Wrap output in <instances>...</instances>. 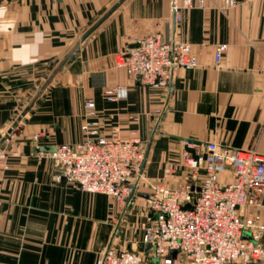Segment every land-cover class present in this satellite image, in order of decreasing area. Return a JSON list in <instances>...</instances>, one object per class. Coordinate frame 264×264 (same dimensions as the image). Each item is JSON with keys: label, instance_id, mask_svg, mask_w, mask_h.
Listing matches in <instances>:
<instances>
[{"label": "crops", "instance_id": "crops-1", "mask_svg": "<svg viewBox=\"0 0 264 264\" xmlns=\"http://www.w3.org/2000/svg\"><path fill=\"white\" fill-rule=\"evenodd\" d=\"M116 1L0 0V138L34 98L14 126L17 135L4 143L16 154L0 175V264H95L109 243L144 250L141 230L135 241L127 228L143 215L144 209L134 212L136 198L119 206L104 193L58 181L52 160L31 154L36 131L47 149L82 139L87 97L94 98L104 131L116 125L127 136L136 129L146 140L142 173L148 180L185 179V173L165 175L164 166L183 148L195 153L209 141L264 154V0H238L227 9L218 7L220 0H206L204 7L176 0V21L171 0H122L35 97ZM148 34L190 42L198 65L176 68L167 88L134 80L116 54ZM221 42L226 48L216 66ZM116 85L125 95L107 100L104 90Z\"/></svg>", "mask_w": 264, "mask_h": 264}, {"label": "built area", "instance_id": "built-area-1", "mask_svg": "<svg viewBox=\"0 0 264 264\" xmlns=\"http://www.w3.org/2000/svg\"><path fill=\"white\" fill-rule=\"evenodd\" d=\"M175 21L180 6L171 0ZM238 0H220L221 9ZM206 0H183L182 6L204 7ZM225 43L215 48L214 63L220 64ZM117 65L125 66L131 78L144 84L167 88L176 68L198 65L191 43L163 40L148 34L137 45L126 46L116 54ZM116 85L104 90L105 98L115 101L125 95ZM82 139L44 148L40 132L31 134V154L49 158L56 167L55 178L89 192L104 193L126 206L132 178L139 179L146 157L147 142L136 129L122 136L115 125L102 129L93 97L84 102L80 122ZM0 144V175L16 154L9 143L17 134L7 131ZM188 145H195L185 140ZM196 146V145H195ZM185 173L186 178L149 180L145 208L138 221L144 250L118 248L109 243L95 264H258L264 260V211L260 210L264 192V154L254 148H238L209 141L192 153L187 148L164 166L165 175ZM228 173L222 180L220 174ZM186 204H190L186 206ZM249 235H244V231ZM150 246L145 249V244ZM172 250H176L175 254Z\"/></svg>", "mask_w": 264, "mask_h": 264}, {"label": "water", "instance_id": "water-1", "mask_svg": "<svg viewBox=\"0 0 264 264\" xmlns=\"http://www.w3.org/2000/svg\"><path fill=\"white\" fill-rule=\"evenodd\" d=\"M122 0H117L97 21H95L87 30H85V32L77 39V41L75 42V44L72 46V48L65 54V56H63V58L56 64V66L53 68L51 74L49 75V77L45 80V82L42 84V86L39 88L38 92L36 93L35 97L43 90V88L48 84V82L51 80V78L53 77V75L57 72L58 69H60L66 62H70L72 61L75 57H76V53L79 51L80 49V43L81 41L92 32V30L113 10L115 9L118 4L121 2ZM175 21V19H174ZM138 42L134 43L133 45H137ZM171 85V83H169V86ZM34 100V98H33ZM31 100L26 106L25 108L22 110V112L19 114V116L16 118V120L11 124V126L8 128V131H11L14 126L16 125L17 121L23 117V115L26 113V111L29 109L32 101ZM7 133V132H6ZM3 134L2 137L0 138V144L3 142L4 138L6 137L7 134ZM147 150V149H146ZM138 183L135 182L132 186V190L130 192V195L128 197V202L126 205H128L132 200H133V196L135 194L141 195V196H147V192L145 191H137ZM190 204H186V206H189ZM150 246L149 243L145 244V249H147ZM176 250H172V253L175 254ZM249 264H254V263H249Z\"/></svg>", "mask_w": 264, "mask_h": 264}, {"label": "rangeland", "instance_id": "rangeland-1", "mask_svg": "<svg viewBox=\"0 0 264 264\" xmlns=\"http://www.w3.org/2000/svg\"><path fill=\"white\" fill-rule=\"evenodd\" d=\"M132 180H133V182H137L138 183L137 188H136L137 191H147L149 189V186H150L149 182L150 181L148 180V178L145 175H143V173L141 174V177L139 179H137V177L135 176V177L132 178ZM134 198H136V200H137L136 202H134V208H135L134 212L140 210V208L144 209L145 208V204H144L143 196H139V195L135 194L133 196V199ZM116 203L119 206H124V204H122V203H120L118 201H116ZM128 216L129 215H126V217H128ZM127 228H128V230L130 232V238H132V240L138 241V238L136 237L137 232L140 231V229L138 227V222L136 224H129ZM133 248L136 249V250L138 249L135 246Z\"/></svg>", "mask_w": 264, "mask_h": 264}]
</instances>
